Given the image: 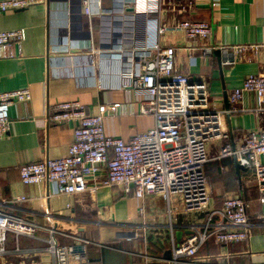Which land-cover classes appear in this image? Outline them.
I'll return each instance as SVG.
<instances>
[{
	"label": "crops",
	"instance_id": "obj_1",
	"mask_svg": "<svg viewBox=\"0 0 264 264\" xmlns=\"http://www.w3.org/2000/svg\"><path fill=\"white\" fill-rule=\"evenodd\" d=\"M84 1L47 0L30 9L0 13V32L25 29L27 34L16 49V59L0 61V92L29 88L32 93L29 103L10 108L11 129L0 139V208L39 227L55 229L61 246L84 247L89 264H146L147 260L149 264H167L172 232L176 242L183 243L191 234L190 227L204 225L210 212L221 209L225 199L240 197L247 204L250 240L222 246L210 239L198 255L209 258L203 264H264V203L259 184L253 170L238 171L232 159L213 157L206 165L211 205L205 213L185 212L178 199L169 204L164 196L152 195L142 201L118 188L102 187L104 169L89 181V189L99 187L95 193L65 196L47 182L35 186L22 183L23 165L68 155L76 124L47 123L59 103L79 101L90 115L97 114L101 106L119 105L115 112L109 110L104 127L108 136L125 141L155 127L152 116L139 112L143 95L138 90L99 87L100 71L91 60L103 62L98 53L112 50L105 37L117 35L121 17L115 14L116 0H100V9L96 0H91L89 15ZM123 1L124 14L134 26L133 39L128 42L138 50L147 49L154 39L157 22L172 25L190 20L212 25V35L206 40L190 41L183 33L159 37L162 46L176 51L178 72L208 84L212 108L227 110L233 91L241 88L249 75L264 74V0H218L217 5L213 0H193L194 7L184 13L178 8L186 0H163L160 12L156 0ZM224 45H256L259 49L249 51L234 65H223L227 57L222 53L219 58L215 53L210 58L201 56L203 47ZM90 49L96 54L90 55ZM112 78L107 77L109 86ZM237 107L241 111L227 120L235 142L257 129L255 94L244 93ZM224 145L218 140L219 150ZM20 197L27 200L17 201ZM218 222L214 217V224ZM49 238L45 230L34 237L10 235L9 249L18 244L28 254L9 256L8 262L53 264L55 258L46 252Z\"/></svg>",
	"mask_w": 264,
	"mask_h": 264
},
{
	"label": "built area",
	"instance_id": "obj_2",
	"mask_svg": "<svg viewBox=\"0 0 264 264\" xmlns=\"http://www.w3.org/2000/svg\"><path fill=\"white\" fill-rule=\"evenodd\" d=\"M47 0H3L0 13L21 11L43 5ZM218 0L212 4L217 5ZM100 9V0H96ZM163 0H156L161 11ZM91 0H85V13L91 14ZM115 14L121 18L117 35L107 36L112 50L98 53L103 62L91 60L100 71L99 87L118 90H138L143 95L140 114L152 116L155 127L137 134L130 141L110 137L105 132L104 119L119 105L101 106L97 114L90 115L79 101H67L55 105L47 117V123L65 125L75 123L73 143L68 155L59 159H44L23 165L21 181L26 186L49 183L59 195L75 196L95 193L99 187L89 189V181L104 169L106 180L102 187L118 188L124 194H133L145 201L152 195L164 196L170 204L181 201L188 213H205L211 205V192L205 172L210 162L206 145L212 140H222L217 160L232 159L244 169L254 171L264 203V74L249 75L241 88L233 91L227 110L211 107L210 93L205 82H197L177 71L176 51L164 47L159 37L167 33H183L190 41L206 40L212 35V25L203 21L183 20L172 25L154 24L156 35L147 49L138 50L128 41L133 39L134 26L127 20L125 3L116 0ZM194 7L193 0H186L179 13ZM150 11L149 9L146 12ZM101 14V11H100ZM150 29H146L148 32ZM26 30L0 32V61L16 59V49L26 40ZM132 48V49H131ZM259 46H208L201 48V56L210 58L220 51L227 59L223 65H234L245 58L249 51L257 52ZM131 51V52H128ZM90 55L96 54L90 49ZM99 57V60H100ZM101 61V60H100ZM113 77L111 85L107 77ZM244 93L256 96L257 108L253 111L257 129L245 133L234 141L227 125L228 118L241 110ZM32 99L29 88L0 92V139L11 129L10 108L18 103L26 104ZM20 197L17 201H26ZM144 216L145 210L141 209ZM170 213V210H169ZM214 217L219 222L214 224ZM213 225H215L213 228ZM250 218L247 204L240 197L225 199L222 208L211 211L202 226L190 227L191 234L178 244L172 232L171 259L167 264H203L209 258H200V249L210 240L222 246L248 242L251 238ZM45 230L50 238L47 249L55 258L53 264H89L84 247L61 246L55 229H46L4 212L0 208V264L9 256L20 257L24 252L17 246L8 247L10 235L34 237ZM5 264H11L5 261ZM149 264V261H146Z\"/></svg>",
	"mask_w": 264,
	"mask_h": 264
},
{
	"label": "rangeland",
	"instance_id": "obj_3",
	"mask_svg": "<svg viewBox=\"0 0 264 264\" xmlns=\"http://www.w3.org/2000/svg\"><path fill=\"white\" fill-rule=\"evenodd\" d=\"M197 82H204V81L200 80V81H197ZM206 148H207V154H208L209 158L216 157L219 154L218 140H212V141L208 142L207 145H206ZM4 260L8 261V257L6 259H4ZM5 261H1V264H5Z\"/></svg>",
	"mask_w": 264,
	"mask_h": 264
},
{
	"label": "water",
	"instance_id": "obj_4",
	"mask_svg": "<svg viewBox=\"0 0 264 264\" xmlns=\"http://www.w3.org/2000/svg\"><path fill=\"white\" fill-rule=\"evenodd\" d=\"M215 55H216V57H220V51H215ZM228 107V109H229V105H227ZM236 169L238 170V171H240V170H242L243 168L239 165V164H237L236 163ZM179 236L180 235H178V240H180V238H179ZM80 250V248H76V251H79ZM166 257H167V259L168 260H170L171 259V252H168L167 254H166Z\"/></svg>",
	"mask_w": 264,
	"mask_h": 264
}]
</instances>
